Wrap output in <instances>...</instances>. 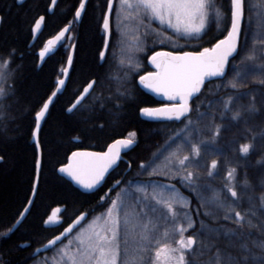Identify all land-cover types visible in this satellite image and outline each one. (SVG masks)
<instances>
[{"label":"snow or ice","instance_id":"obj_1","mask_svg":"<svg viewBox=\"0 0 264 264\" xmlns=\"http://www.w3.org/2000/svg\"><path fill=\"white\" fill-rule=\"evenodd\" d=\"M16 2L19 4L21 0ZM55 2L56 0H53V4ZM257 2L264 8V0ZM120 6L127 15L117 16L116 32H120V26L126 21H138L137 28L143 27L144 31L137 35L136 43L139 44L140 40L145 42L142 50L144 55H147L152 47L171 44L174 48L173 51H153L151 56H148V61L156 70L139 76V85L162 94L170 102L158 108L141 107L139 113L156 121L163 118L184 125L170 136L162 147L167 148L177 140L180 143L176 144L175 150L165 157L162 166H157L149 172V177L165 175L169 179H178L189 196L180 193L174 184H163L151 179L127 181L128 187L122 189L119 194L121 198L111 200L106 211L96 216L86 231L81 230L76 237L77 246L71 254L66 253L64 249L60 250L59 255L63 264H196L191 257L198 249L200 254L205 251L210 253L207 264H264V193L259 197L255 195L241 197L237 191L236 167L229 168L226 172V182L219 189L213 188L209 183H202V179L210 180L217 174L219 162L215 159L208 166L206 177H201L199 172L194 170L200 167L202 154L210 152L223 154L224 149L218 144V140L232 124L240 122L248 124L251 118L264 116V16L254 24L250 15L246 24V7L249 11L256 7L249 5L248 0H228L227 3L225 0H120ZM108 7L109 10L114 7L113 0H108ZM84 10L86 0H80L74 21L69 23L80 21ZM4 19V15L0 14V25ZM44 21L45 16L36 19L34 26L31 27V33L35 34ZM153 21L159 22V29L151 28ZM213 24L216 32L209 36ZM102 28L107 50L112 45L111 36L114 34L107 12L103 17ZM68 30V25H65L49 39L40 56L44 57L46 53L56 48ZM168 30L172 32L171 36L164 34ZM217 34L223 38L216 39ZM205 36H208L206 42L211 45L210 47H203L199 51L179 50L188 47L187 44H178L179 39L204 40ZM148 40H151V45H148ZM75 47L76 45H73V48ZM15 53V48L0 52V143L13 139L19 128V124L16 123L17 117L11 111L14 104L20 103L17 79L15 72L8 71ZM115 55L114 52L113 59L110 60L107 51L99 53L98 70L93 74L95 78L67 111L78 109L84 111L80 109V105L96 85L103 86L105 80L109 82L115 80L118 87L114 93L109 91L106 97L101 93L103 102L99 108H96L94 103L90 111L100 112L111 105L110 114L118 121L125 105L136 101L133 91L127 85L137 87L135 75L138 74L136 69H141L139 59L136 58L134 69V56L130 45L127 48L121 47V58L118 62L114 59ZM238 56L240 59L236 61ZM73 61V53L69 52L68 64L71 66ZM114 68L122 75L114 76L112 74ZM229 71L232 75L226 80ZM63 74L69 76L68 67L63 69ZM249 76L253 77L251 82L247 79ZM257 76L259 79L255 78ZM213 78L218 79L220 83L210 90L207 104L203 101L194 104L206 84ZM249 83L252 87H249ZM55 84L59 91L65 86L66 81L58 79ZM256 88L260 89L259 102ZM221 91L225 93L223 96L220 95ZM250 92L252 95L247 103H238ZM55 96L57 91H54L34 113L35 127L31 136L37 152L35 160L37 173L42 165L39 140L41 120ZM202 108L205 111H201ZM217 112L221 123H215ZM206 131H211V138L198 139ZM246 131L252 133L251 142L240 145L238 152L241 157H246L255 150L258 139L264 144V127L255 130L248 128ZM136 143L137 133L132 131L126 138L108 144L106 151H74L68 156V163L62 165L58 171L65 173L83 189H96V186L105 179V174L114 166H118V161L122 159V150ZM185 147H188L189 151L181 155ZM155 159H159L158 152L153 153V161ZM0 160H3L2 156ZM149 167V162H141L139 165L142 171H147ZM121 183L125 181H115L117 186ZM149 186L152 188L151 193L148 190ZM259 186L264 187V175L259 177ZM239 187L243 192H251L254 191L256 184L246 178ZM33 190H37L36 184H33ZM129 198L133 201L131 208L125 203ZM192 199L198 202L194 212L191 207ZM32 202L29 200V204ZM106 203L108 198L101 196L95 207L102 208ZM244 205H246L244 211L235 210ZM221 211L224 213L222 216L218 215ZM87 215V211L81 213L72 224L58 236L48 240L43 247H54L61 237L72 230L73 225L86 219ZM20 216H25V213L21 212ZM207 218H212L215 225L209 224ZM57 220V217L50 215L43 224L53 225ZM160 220L170 224L171 228L170 230L165 228L164 232L157 236L159 224L156 221ZM197 221L199 229L193 235L186 236L185 233L193 229ZM19 222L18 220L17 223ZM15 227L14 224L2 235L7 237ZM177 235L179 239H175ZM130 243L133 245L131 252ZM35 251L38 254L39 248ZM0 264L10 262L0 256Z\"/></svg>","mask_w":264,"mask_h":264},{"label":"trees","instance_id":"obj_2","mask_svg":"<svg viewBox=\"0 0 264 264\" xmlns=\"http://www.w3.org/2000/svg\"><path fill=\"white\" fill-rule=\"evenodd\" d=\"M52 0H25L21 4H16L15 0H0V14L5 19L0 25V52H4L10 48H15L16 53L13 63L9 68V72H15L17 79V87L20 95V103L14 104L12 114L17 117L16 123L19 124L18 130L14 134V138L0 143V226L8 225L18 215L22 208L26 205L34 178L36 149L31 141V131L34 124V113L38 111L45 99L49 96L55 87V81L61 77L62 67L67 58L70 48H73L74 61L69 70L66 84L63 91L58 94L51 103L47 114L42 122L39 130V140L41 143V170L39 171L37 190L33 198V202L21 222L17 235H13L3 240L2 254L10 264H28L32 261L27 258V252L30 247L43 244L60 230L66 226L75 216L81 212H88L87 218L94 212L101 209L95 207L101 196L108 199L115 193L124 183L119 186L115 184L117 180L134 181L147 180L156 178L170 184H174L182 194L189 196V193L181 187L178 179H169L165 175L149 177V172L155 164L162 165L165 157L175 150L176 144H170L167 148H163L165 142L170 136L183 128L182 123L175 121H153L141 118L139 108L146 106H158L164 101L156 99L153 95L145 92L137 82V78L151 71L152 69L147 63L148 56L160 49L173 51L171 44H165L163 47H152L147 55L140 53L138 59L141 69L135 75V84L127 87L133 91L136 101L128 103L120 112L119 120H115L110 114L111 105L105 107L103 111H90L91 106L95 103V107L99 108L103 102L101 93L106 97L109 91L115 92L118 84L115 80L109 82L105 80L103 86L97 84L96 87L88 95L87 99L80 105L81 110H74L70 113L66 112V108L71 104L74 98L80 93L82 88L94 79V73L98 70L99 53L102 51L105 39V33L102 28L103 17L107 7L108 0H87L86 10L83 11L82 19L79 23L74 21L76 8L79 6L80 0H56L53 11L47 12V8ZM227 3L228 0H225ZM114 7L111 9L110 21L113 35L111 36L112 45L106 50L110 60L113 59L115 52V61L120 60L122 41L120 35L116 32L115 12L117 0H113ZM249 5H256L251 11L246 7L245 23L247 17H253V23L264 16V8L258 5L257 0H248ZM45 16L43 27L34 43L28 47L31 39V27L39 16ZM230 22V21H229ZM70 24L69 31L59 42L55 51L47 55L38 65L37 52L42 49L46 42L53 37L61 28ZM151 28L158 29L152 23ZM216 32L215 25H212L209 36ZM226 30L224 31V34ZM71 38L67 41L68 36ZM164 34H167L166 32ZM221 35L217 34L216 39H220ZM176 38V37H173ZM208 36L204 40L190 39L180 45L187 44L188 47L180 48L181 51H199L203 47H210L207 43ZM123 42V41H122ZM213 43L215 40L212 41ZM151 45V40L147 41ZM143 49L145 42H142ZM198 45V46H197ZM135 57V56H134ZM240 57H236L238 61ZM236 61H233L235 63ZM107 67V64H105ZM135 69V59L133 63ZM114 76L122 75L115 68L112 73ZM232 75L229 71L227 80ZM259 79V77H255ZM248 81L251 82L253 77L249 76ZM111 83V88L109 84ZM220 83L218 79H211L199 95L198 99L193 103L203 101L207 104L210 99L209 92ZM249 87H252L249 83ZM257 93V101L259 102L260 89H255ZM225 93L221 91L220 95ZM250 92L244 96L238 103H247ZM114 102V101H113ZM205 111V109H200ZM210 111V110H209ZM21 113L23 115L21 116ZM215 123H221L219 113L217 112ZM230 115V114H229ZM88 117L87 119H85ZM195 112L193 113V118ZM207 119V118H205ZM226 123V121H224ZM103 125V127H100ZM212 126H210L211 128ZM264 127V116H255L248 121V124L240 122L234 123L226 129L218 140V144L223 147V154L210 152L202 154L200 157V167L194 169L199 172L201 177H206L208 166L213 159L219 162L216 169V175L210 180L202 179V183H209L213 188L219 189L226 182V172L229 168H238L237 191L241 197L246 198L248 195L259 197L264 193V187L259 186V177L264 175V144L258 139L255 144V150L246 157L239 155V147L244 143L251 142L252 133L246 131L251 128L253 130ZM137 133V143L128 151L122 154V159L105 177L100 187L90 191H82L71 181L58 174V167L67 162L68 156L74 150L88 149L102 151L113 140L127 137L129 132ZM200 138H211V131H206ZM188 147H185L181 155L187 154ZM159 153V159L153 161V153ZM260 161V163H257ZM129 162L131 168L129 169ZM141 162H149L150 167L147 171L139 168ZM246 165V167H245ZM171 175V173H169ZM249 179L256 184L254 191L243 192L240 190L239 184L245 179ZM197 201L192 199V210L196 209ZM105 205V204H104ZM103 205V206H104ZM54 207H61L59 214V222L56 226L42 227L41 219L46 216L48 211ZM95 207V210L92 209ZM235 207V206H234ZM246 205L235 210L244 211ZM203 211V210H202ZM223 211L218 215L222 216ZM86 218V219H87ZM204 219L203 217H201ZM209 224L215 225L212 218H207ZM199 229V221L196 226L185 233V235H193ZM16 232V231H15ZM175 239H179L177 236ZM198 242H199V238ZM29 242L28 247H20L18 243ZM64 241V240H63ZM50 251V250H49ZM210 253L205 251L200 254L199 249L192 254V259L196 264H207Z\"/></svg>","mask_w":264,"mask_h":264},{"label":"rangeland","instance_id":"obj_3","mask_svg":"<svg viewBox=\"0 0 264 264\" xmlns=\"http://www.w3.org/2000/svg\"><path fill=\"white\" fill-rule=\"evenodd\" d=\"M126 16L127 15V12L121 8L120 6V0H117V4H116V12H115V24L117 26V16ZM153 23L158 27L159 29V22L158 21H153ZM137 25H138V21L136 20H128L126 21L124 24H122L120 26V32H119V35L120 33H123V35L121 36L120 35V39L123 41L121 43L118 42V44L121 45V47H124V48H127L129 45L131 46L132 48V52H133V56L134 59L136 60V58L139 57L140 53L142 52L143 50V40H140L139 44L136 43V37L137 35L139 34H142L144 29L143 27H139L137 28ZM152 27V26H151ZM167 34L165 35H169L171 36L172 35V32L171 30H168L166 32ZM71 38V34L68 36L67 38V41H69ZM173 39H176V38H173ZM181 40H184V39H179L178 42L180 43H183L184 41H188V40H184V41H181ZM163 165V163H162ZM162 165H159V164H155L151 170L157 166H162ZM151 180L153 181H159L160 183H163V184H170L168 182H165V181H162V180H159V179H156V178H150ZM139 181H144V180H134V182H139ZM128 185L127 183L125 182L123 185H121L118 189L115 190V193L112 194V196L108 199V203H106L101 209H99L98 211L94 212L93 214H91L85 221L82 222V224L72 232V234L70 236H68L62 243L54 246L50 251L46 252L44 255L38 257V258H35L34 260L31 261L30 264H63V261L61 259V256L59 255V252L61 249H64V251L68 254H71V252L76 248L77 246V239L76 237L78 236V234L81 233V230H87L88 227L90 226L91 222L94 221V218L96 216H98L99 214H101L102 212L106 211V209L108 208V206L110 205L111 203V200L113 199H116V200H119L121 198V196L119 194H121V191L122 189H125L127 188ZM177 188V187H176ZM178 189V188H177ZM149 192L151 193L152 191V188L151 186H149ZM179 190V189H178ZM180 192V190H179ZM181 193V192H180ZM184 195V194H183ZM185 196V195H184ZM187 197V196H186ZM126 205L129 206V208H131L132 206V199L129 198L127 201H125ZM121 216H123V212L121 213ZM158 222L159 224V228H158V231H157V236L161 235L165 228H168L170 230L171 228V225L170 224H167L165 223L163 220H160V221H156ZM179 223V221H178ZM122 235H123V229H122ZM178 236V235H177ZM175 236V238L177 237ZM133 248V245L130 243L129 244V251L131 252ZM66 258V257H65ZM123 258V257H122Z\"/></svg>","mask_w":264,"mask_h":264},{"label":"water","instance_id":"obj_4","mask_svg":"<svg viewBox=\"0 0 264 264\" xmlns=\"http://www.w3.org/2000/svg\"><path fill=\"white\" fill-rule=\"evenodd\" d=\"M21 1H23V0H21ZM87 1V0H86ZM54 5L55 4H53V0L51 1V3L49 4V6H48V9H47V12L48 13H51L52 11H53V8H54ZM79 7V6H78ZM109 13V15L111 14V10H109V7H108V2H107V7H106V10H105V13ZM104 13V14H105ZM82 14H83V11H82ZM43 16V15H42ZM40 17V16H39ZM39 17H38V19H39ZM74 18H75V14H74ZM80 21H78V22H76V23H79ZM34 24H35V22H34ZM34 24L32 25V26H34ZM103 24V23H102ZM42 27H43V23L41 24V27L37 30V32L35 33V34H32L31 33V40H30V43H29V45H31L34 41H35V39L37 38V36L39 35V33L41 32V30H42ZM65 27V26H64ZM63 27V28H64ZM70 27H71V25L70 24H68V29H70ZM62 29V28H61ZM60 29V30H61ZM59 30V31H60ZM58 31V32H59ZM69 31V30H68ZM67 31V32H68ZM57 32V33H58ZM66 32V33H67ZM56 33V34H57ZM65 33V34H66ZM55 34V35H56ZM227 33H225L224 35H226ZM54 35V36H55ZM52 38V37H51ZM50 38V39H51ZM223 37H221L220 39H222ZM104 41H105V39H104ZM59 43V42H58ZM58 45V44H57ZM44 48V47H43ZM42 48V49H43ZM42 49H40L38 52H37V54H38V57H39V59H38V65H40V63L43 61V59L47 56V55H49V54H51V53H53L54 51H55V49L56 48H54V49H52L50 52H48V53H46L45 54V56L44 57H41L40 56V52H41V50ZM102 51H106V49H105V44L103 45V48H102ZM157 51H170V50H165V49H160V50H157ZM69 52H72L73 53V48L71 47L70 48V50H69ZM69 52H68V54H69ZM152 54V53H151ZM151 54L149 55V56H151ZM147 63H148V65L150 66V68L152 69L151 71H149V72H153V71H155L156 69H155V67L153 66V65H151V63H150V61H148V58H147ZM65 67H68L69 68V70H70V65L68 64V55H67V59H66V62H65V65H64V68ZM63 68V69H64ZM145 74V73H144ZM144 74H142V75H144ZM68 77V76H67ZM67 77L63 74V70H62V75H61V77L59 78V79H64L65 81L67 80ZM93 79H91L89 82H91ZM89 82L82 88V90L80 91V93L74 98V100L71 102V104L66 108V112L67 113H70L69 111H67V109L69 108V107H71L74 103H76V99H77V97L78 96H80V94H81V92H83V90H84V88L85 87H87V85L89 84ZM137 82H138V85H139V77L137 78ZM145 92H147V93H149V94H151V95H153L156 99H158V100H160V101H164V102H170L169 100H168V98L167 97H165V96H163L162 94H158V93H155V92H153V91H151L150 89H146V88H144L142 85H139ZM63 89H64V87L61 89V90H57V88H56V85H55V87H54V89L52 90V92L49 94V96L50 95H52V93L54 92V91H57V95L58 94H60L62 91H63ZM48 96V97H49ZM48 97L45 99V100H47L48 99ZM56 97V96H55ZM55 97H53V100H54V98ZM53 100H52V102H53ZM52 102H50V104H49V107H50V105H51V103ZM44 103V102H43ZM165 104V103H164ZM164 104H160V105H158V106H146V107H149V108H158V107H161V106H163ZM43 106V104L41 105V107ZM46 114H47V112H46ZM46 114H45V116H46ZM140 116H141V118H143V119H145V120H153L152 118H149V117H145V116H142L141 114H140ZM45 118V117H44ZM44 118L41 120V125H42V122H43V120H44ZM153 121H155V120H153ZM159 121H165V119H163V118H161ZM41 125H40V127H41ZM33 127H35V122H34V125H33ZM33 129V128H32ZM125 137H123V138H118V139H124ZM115 140H117V139H115ZM31 141H32V143L34 144V146H35V141L33 140V138H32V136H31ZM114 141V140H113ZM113 141H111L110 143H112ZM109 143V144H110ZM131 147H133V146H130V148ZM130 148H128V149H123L122 150V154H124L126 151H128ZM35 149H36V147H35ZM107 150V146H106V148L104 149V150H102V151H95V150H88V149H79V150H74V151H86V152H103V151H106ZM73 151V152H74ZM72 153V152H71ZM71 153H70V155H71ZM40 155H41V151H40ZM69 155V156H70ZM36 156H37V152H36ZM68 163V159H67V162L65 163V164H67ZM61 167V166H60ZM60 167H58V169H57V172H58V174L59 175H61V176H63V177H65L66 179H68L69 181H71L75 186H77V187H79L82 191H85V192H90V191H92V190H86V189H83L80 185H78V184H76L75 183V181H72L71 180V178L70 177H68L65 173H61V172H59L58 170H59V168ZM114 168H115V166H114ZM112 169H110L109 170V172L111 171ZM108 172V173H109ZM108 173H106L105 174V177H106V175L108 174ZM38 175H39V173H37V170H36V167H35V171H34V178H33V183H32V189H31V192H30V195H29V198H28V201H27V203H26V205L24 206V208L22 209V211L21 212H24L25 213V215L27 214V212H28V210H29V208H30V206H31V204H29V200H31V201H33V198H34V195H35V191L33 190V184H36L37 185V181H38ZM104 181V180H103ZM103 181L99 184V185H97L96 186V188H98V187H100L101 186V184L103 183ZM94 190V189H93ZM60 211H62V208L61 207H54V208H52L51 209V211H50V213H49V215L48 216H50V215H52V216H55L56 217V215H57V213L58 212H60ZM20 212V213H21ZM81 213H84V212H81ZM80 213V214H81ZM80 214H78L77 216H75L57 235H55V236H53V237H51L50 239H53L54 237H56V236H58L61 232H63L64 231V229L65 228H67L68 227V225L69 224H72V221L73 220H76V218L78 217V216H80ZM47 216V217H48ZM25 216H23V217H21L20 215H19V217H18V219L16 220V222H15V225L17 226L21 221H22V219L24 218ZM47 217H46V219H47ZM45 219V220H46ZM20 221L19 223H17V221ZM86 219H82L80 222H78L77 224H75V225H73V228H72V230H70V232L69 233H66L65 234V236L64 237H61V239H60V241H58V242H56V244H55V246L57 245V244H59L60 242H62L65 238H67L78 226H80L81 224H82V222L83 221H85ZM56 224H53V225H45V226H55ZM49 239V240H50ZM48 241V240H47ZM47 241L43 244V245H46V243H47ZM43 245H41L40 247H38L39 248V253H45V252H47L48 250H50V249H52L53 247L52 246H49L48 248H45V247H43ZM37 249V248H36ZM35 249V250H36ZM33 251V253H32V255L33 256H36L37 255V253H36V251ZM38 253V254H39Z\"/></svg>","mask_w":264,"mask_h":264},{"label":"flooded vegetation","instance_id":"obj_5","mask_svg":"<svg viewBox=\"0 0 264 264\" xmlns=\"http://www.w3.org/2000/svg\"><path fill=\"white\" fill-rule=\"evenodd\" d=\"M24 1H25V0L21 1V3H23ZM15 3L18 4V3L16 2V0H15ZM21 3H19V4H21ZM47 9H48V8H47ZM41 16H42V15H41ZM37 19H38V18H37ZM30 31H31V30H30ZM31 36H32V35H31ZM30 40H31V39H30ZM29 43H30V42H29ZM33 43H34V42H33ZM33 43H32V44H33ZM32 44H31V45H32ZM31 45L28 44V47H30ZM44 46H45V45H44ZM44 46H43V47H44ZM43 47H42V48H43ZM40 49H41V48H40ZM37 57H38V54H37ZM38 59H39V57H38ZM66 59H67V58H66ZM66 59H65V62H66ZM65 62H64V65H65ZM63 68H64V66L62 67V70H63ZM61 75H62V71H61ZM33 125H34V124H33ZM31 132H32V131H31ZM23 208H24V207H23ZM23 208H22V209H23ZM21 211H22V210H21ZM21 211H20V212H21ZM28 211H29V210H28ZM50 211H51V209L48 211V213L46 214V216H44V217L41 219V221H40V222H41L40 226H42V227H44V228L49 227V226H45V225L43 224V221H44V220L46 219V217L49 215ZM20 212H19L18 215L12 220V222H11L10 224H8V225H1V226H0V256H2V259H3V260H6V261H7V259L4 258L5 255L2 254L3 240L7 239V238L10 237V236H13L14 234L17 235V233H19V232H18L19 226H20L21 222L24 220L25 217H24V218L22 219V221H21V222L15 227V229L13 230V232L8 234L7 237L3 236L2 234L6 233V232L8 231L9 228H12V227H13V225L15 224L16 220L18 219V217H19V215H20ZM60 212H61V211H60ZM60 212H58L57 215H56V217L58 218L57 223L59 222V214H60ZM27 213H28V212H27ZM25 216H26V215H25ZM57 223H56V224H57ZM55 226H56V225H55ZM64 227H65V226H64ZM64 227H63V228H64ZM63 228H62V229H63ZM62 229H61V230H62ZM61 230H60V231H61ZM15 231H16V232H15ZM58 233H59V232H58ZM58 233H57V234H58ZM57 234H55V235H57ZM15 235H14V236H15ZM55 235H54V236H55ZM44 243H45V242H44ZM44 243H43V244H44ZM43 244H38V245H36V246H32V247H30V249H29L28 251H26V252H27V258H31L32 260H34L35 258H38V257L44 255L46 252H45V253H39V254H37L36 256H33V255H32L33 251H34L36 248H38V247H40L41 245H43ZM22 245H23L22 248H24V247H28L29 242H26V241H25V242H20V243H18V246L21 247ZM30 263H31V262H30ZM30 263H28V264H30Z\"/></svg>","mask_w":264,"mask_h":264}]
</instances>
